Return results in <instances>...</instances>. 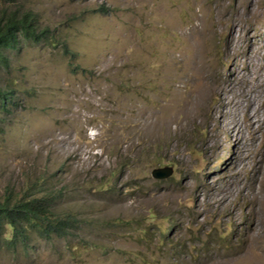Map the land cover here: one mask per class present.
<instances>
[{
	"label": "rangeland",
	"instance_id": "1",
	"mask_svg": "<svg viewBox=\"0 0 264 264\" xmlns=\"http://www.w3.org/2000/svg\"><path fill=\"white\" fill-rule=\"evenodd\" d=\"M30 14L57 44L0 68V195L63 188L85 224L0 264H264V95L222 104L264 78V0H0Z\"/></svg>",
	"mask_w": 264,
	"mask_h": 264
},
{
	"label": "trees",
	"instance_id": "2",
	"mask_svg": "<svg viewBox=\"0 0 264 264\" xmlns=\"http://www.w3.org/2000/svg\"><path fill=\"white\" fill-rule=\"evenodd\" d=\"M51 33L50 29L35 25L31 14L11 16L0 23V68L8 66L9 53L20 50L22 41L47 42L55 46L57 41H54ZM64 49L69 53L65 45ZM12 92L0 89V109L4 113L13 103ZM63 196V188L51 189L43 182H40L38 193L29 191L14 194L6 190L0 195V236L5 234L4 238L13 247L18 244L27 247L32 234L43 240L68 236L84 225L85 221L73 212L57 210V201Z\"/></svg>",
	"mask_w": 264,
	"mask_h": 264
},
{
	"label": "bare ground",
	"instance_id": "3",
	"mask_svg": "<svg viewBox=\"0 0 264 264\" xmlns=\"http://www.w3.org/2000/svg\"><path fill=\"white\" fill-rule=\"evenodd\" d=\"M232 40V39H231ZM230 40V41H231ZM256 40V39H255ZM235 41V40H234ZM238 43V42H237ZM239 45V44H238ZM229 47V49H226L227 51H228V53L230 52V49L232 50V46L230 45V46H228ZM235 47V46H234ZM233 47V48H234ZM234 50V49H233ZM238 50V49H237ZM259 50H262L263 51V57L262 58H264V45H261L260 46V48H259ZM236 52V51H235ZM231 54V53H230ZM236 54V53H235ZM234 54V56H236ZM250 55V54H249ZM251 56V55H250ZM249 56V57H250ZM239 57V56H238ZM237 58V57H236ZM239 61V60H238ZM251 63L252 64H254V61H251ZM237 64V63H236ZM257 70H258V68H257ZM246 74V73H245ZM210 75V74H209ZM212 75V74H211ZM244 75V74H243ZM260 74H258V72H255L251 77L254 79V78H256V77H258ZM245 77H246V75H244ZM262 76V75H261ZM243 79V78H242ZM242 79H240V80H242ZM247 79H248V77H247ZM245 80H246V78H245ZM251 80V79H250ZM243 81V80H242ZM247 81V80H246ZM252 81V80H251ZM234 84V83H233ZM236 84V83H235ZM243 84H244V82H243ZM250 84H252V83H250ZM230 86V85H229ZM204 87V86H203ZM243 87V86H242ZM251 87V86H250ZM255 87V89L253 88L252 90H243L242 92H247V94L246 95H244V96H242V98H241V100L239 101V103H236V102H234L233 101V99L232 98H227L224 94L222 95L223 97H222V104L225 106V107H228V109L230 108L231 109V111H235V110H237V109H239V110H241V109H244V111H243V114L244 115H246L247 117H248V121H249V123H251V125H252V123H253V121L255 120V118H254V115L252 116L251 114H253L254 112L252 111V112H248V109H249V107L251 106V105H253L254 103H256V102H258L259 100H260V98L264 95V78H263V76L261 77V78H259V79H257V83H256V85L254 86ZM237 88V87H236ZM241 88V87H240ZM228 89V88H227ZM220 90H221V88H220ZM239 90V89H238ZM236 91V90H235ZM251 91H253V92H256L255 93V95H253L252 96V93H251ZM223 92H225V91H223ZM222 92V93H223ZM228 92V91H227ZM195 93V92H194ZM231 93H232V91H231ZM243 94V93H242ZM227 95V94H226ZM233 96V95H232ZM235 98V97H234ZM230 106V107H229ZM229 111V110H228ZM255 114H257V111H256V113ZM264 178V177H263Z\"/></svg>",
	"mask_w": 264,
	"mask_h": 264
},
{
	"label": "water",
	"instance_id": "4",
	"mask_svg": "<svg viewBox=\"0 0 264 264\" xmlns=\"http://www.w3.org/2000/svg\"><path fill=\"white\" fill-rule=\"evenodd\" d=\"M171 171L172 168L170 167L158 168L153 171L152 175L155 178H165L171 173Z\"/></svg>",
	"mask_w": 264,
	"mask_h": 264
}]
</instances>
